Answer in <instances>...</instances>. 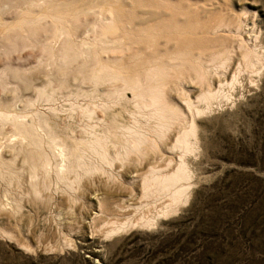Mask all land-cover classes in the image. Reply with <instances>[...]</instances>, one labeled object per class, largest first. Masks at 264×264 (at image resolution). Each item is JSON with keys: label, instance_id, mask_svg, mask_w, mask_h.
Listing matches in <instances>:
<instances>
[{"label": "rangeland", "instance_id": "374dc122", "mask_svg": "<svg viewBox=\"0 0 264 264\" xmlns=\"http://www.w3.org/2000/svg\"><path fill=\"white\" fill-rule=\"evenodd\" d=\"M0 81L18 117L113 160L71 192L0 177V264H264V0H0ZM181 159L164 214L143 176Z\"/></svg>", "mask_w": 264, "mask_h": 264}, {"label": "bare ground", "instance_id": "6f19581e", "mask_svg": "<svg viewBox=\"0 0 264 264\" xmlns=\"http://www.w3.org/2000/svg\"><path fill=\"white\" fill-rule=\"evenodd\" d=\"M248 54L246 55L249 56ZM13 75H15V77L17 78L16 75L18 74ZM22 77V79H20V83L23 88L25 89L31 87V82L27 80L28 78L25 79L24 76ZM0 83L2 82L0 81ZM7 85L4 84L3 86ZM211 95L206 92L203 95V98L205 100L210 99ZM22 101L25 105L27 104V106L29 104V106H31V104L33 105L35 103V101H33L31 98L24 99ZM12 102L13 100L8 97L0 104V177H6L7 175H9V177L12 176L16 180V185L19 186L21 183L19 178L26 174L29 178L28 184L30 186V189L37 196H40L42 194V191H44L45 189H48L52 187V185L57 184L60 185L59 187H61L62 190L66 192H71L73 190L76 191L75 188L79 187V182H82V179H85L87 177L90 178L96 173H103L104 175L106 174L108 178L112 177L110 167L113 163V160L110 159L109 150L106 147H101L99 142H94L90 146H83L82 143V146L80 148L78 142L76 146H73V148L71 147L72 149L69 150L66 144L60 142L61 140L58 142V137L54 138L56 136L49 134L50 131L46 133L48 129L44 130L45 126L41 128L42 126H40V124L42 123H39L37 113L34 112L32 113V115L30 114V116H28V112L30 110L26 111L24 109L25 114L27 113L28 115H23L20 118L18 117L19 114H15V108L12 109ZM88 106L89 107L87 108L79 109L81 110L79 112H81V115L84 114L87 117H92L93 111H95L93 110L95 109L94 105L91 106L88 103ZM84 115L83 117H85ZM85 127L86 131L92 129L91 125ZM162 127L165 128L163 125ZM192 131V128L187 129L183 133V136L177 140V148L182 150L183 152H187L190 150L187 135H189V133H191ZM42 132H44L45 136L42 135ZM128 141L120 145L115 143L117 145L115 146L117 148L116 151H120V154L126 156V153L130 149L134 150L135 148L136 150V148H139L140 150L142 148V144L144 143V139L140 138L139 136H135L130 139L131 144L132 142H134V145L132 146L131 144H128ZM115 147L113 148L115 149ZM47 149H49L50 152L53 153V156L54 154L56 155V157L59 159L58 162L54 163V160L50 153H48L49 151H47ZM17 159H20V161H18L20 162L19 164H16ZM161 172L153 170L151 172H148L149 175L143 176L142 188L144 189L143 192H145L146 196H151L154 198L166 197L168 199V201L164 203V206L162 205L163 208H160L161 211L165 214L171 211L173 212L176 204L179 203V201H181L187 194L188 185L186 186V181L189 178V171L187 165L181 159L173 172ZM7 198L9 197L7 196ZM161 211L160 213H162ZM149 219V217L147 220L145 218V221L147 223H152L154 221V219ZM147 223L146 225H148ZM142 224L143 222H141V225ZM125 225H127V223ZM119 226L115 229H119Z\"/></svg>", "mask_w": 264, "mask_h": 264}]
</instances>
